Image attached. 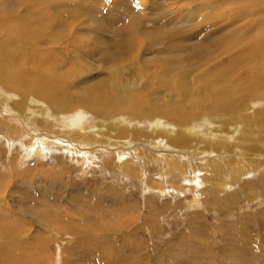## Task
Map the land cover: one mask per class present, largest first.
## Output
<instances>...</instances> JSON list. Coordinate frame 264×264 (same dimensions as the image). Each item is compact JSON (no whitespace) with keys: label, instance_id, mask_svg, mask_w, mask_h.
I'll use <instances>...</instances> for the list:
<instances>
[{"label":"rangeland","instance_id":"1","mask_svg":"<svg viewBox=\"0 0 264 264\" xmlns=\"http://www.w3.org/2000/svg\"><path fill=\"white\" fill-rule=\"evenodd\" d=\"M15 18L18 31L11 27ZM0 25V49L14 48V79L21 69L50 75L40 69L49 55L50 85L58 82L77 97L82 87L92 88L105 103L116 96L98 86L126 85L130 98L148 101L141 115L134 107H120L109 119L85 109L59 114L65 126L85 116L82 127L95 135L106 130L112 139L81 145L28 114L32 105L52 113L47 101L0 86V264H264V87L257 97L237 96L236 110L184 102L174 112L181 73L194 63L191 76L202 88L201 76L214 67L209 59L196 64L194 52L208 49L212 60L220 43L249 44L264 32V0H0ZM23 31L40 48L17 45ZM26 47L34 49L37 66L17 60ZM118 56L114 68L108 58ZM115 70L119 78H111ZM156 127L171 128L175 137L153 133ZM239 159L251 169L232 178Z\"/></svg>","mask_w":264,"mask_h":264},{"label":"bare ground","instance_id":"2","mask_svg":"<svg viewBox=\"0 0 264 264\" xmlns=\"http://www.w3.org/2000/svg\"><path fill=\"white\" fill-rule=\"evenodd\" d=\"M241 10V9H240ZM52 15V14H50ZM242 15V14H241ZM8 16V15H7ZM33 16V15H31ZM42 16V15H41ZM45 16V15H44ZM6 17V16H5ZM43 17V16H42ZM237 17V16H236ZM255 17V16H254ZM11 18V17H10ZM46 18V17H45ZM253 18V17H252ZM16 19V18H15ZM53 19V18H52ZM79 19V18H78ZM17 20V19H16ZM43 20V18H42ZM58 20V18H57ZM38 21V20H37ZM61 21V20H59ZM252 21V20H250ZM2 22V21H1ZM20 20H17L16 26H12L13 29L15 28L16 31H18L20 29V26H18L20 24ZM10 23V22H9ZM38 24V22H36ZM47 23V22H45ZM247 23V22H246ZM14 24V23H13ZM62 24V23H61ZM258 24V23H257ZM6 25V24H5ZM64 25V24H63ZM254 25H256V23H250V27L252 30H254ZM1 26V25H0ZM34 26V25H33ZM36 26V25H35ZM38 26V25H37ZM52 26V25H51ZM50 26V27H51ZM10 27V26H9ZM48 27V25H47ZM49 27V28H50ZM62 27V26H61ZM248 27V26H246ZM263 27V25H260V28ZM36 28V27H35ZM2 29H4V26L2 25ZM12 29V28H11ZM24 29V28H23ZM41 29V28H40ZM39 29V30H40ZM27 30V29H26ZM30 30V29H29ZM55 30V29H53ZM58 30V29H57ZM4 31V30H3ZM2 31V33H3ZM33 31V30H31ZM42 31V30H41ZM264 31V30H262ZM14 32V31H13ZM37 32V31H36ZM55 31H53L54 33ZM64 32V31H63ZM157 32V31H156ZM10 33V32H9ZM25 31H23L20 35V37L17 40V45L22 44L23 47L24 46H33V47H38L40 48L41 46V42L39 40H34L33 39V35L29 34V33H25ZM40 33V32H39ZM160 33V32H159ZM260 33V32H259ZM46 34V33H45ZM36 35V34H35ZM39 35V34H38ZM156 35V34H155ZM158 35V33H157ZM166 35V34H165ZM159 36V35H158ZM167 36V35H166ZM7 37V36H6ZM160 37V36H159ZM13 38V37H12ZM37 38V37H36ZM40 38V37H39ZM158 38V37H157ZM164 39V38H163ZM162 39V40H163ZM13 40V39H11ZM16 40V39H15ZM149 40V39H148ZM9 45L13 42L8 41ZM7 42V44H8ZM165 42V41H164ZM163 42V43H164ZM152 43V42H151ZM4 44V42H3ZM14 44V43H13ZM63 44V43H62ZM155 44V43H153ZM157 44V43H156ZM218 44V43H217ZM163 45V44H162ZM2 46V45H1ZM7 46V45H6ZM5 46V47H6ZM119 47V46H118ZM120 47L122 48V46L120 45ZM10 48V49H9ZM9 48H1L0 49V86L2 88V86L8 88H10L11 90L13 89L14 91H11L9 88V92L15 94V91L21 93V95L23 96H27L30 97L32 100H34V96L35 97H39L41 99H43L44 101H47V104H50L53 108L52 109V113L48 112L46 110V108H41L38 110H42V112H38L37 109H33L32 107H34L32 105L31 108H28V114L30 113H37V118L40 119L39 120V124H41L43 127H45L46 130L49 129H53V130H62L61 133H63L64 135L68 136L72 135V137L74 136L77 139H81L82 144L81 145H85L86 143L94 142L96 143V145L98 144H110L112 139L109 138L106 135V130H104V132H97L98 134H94L92 131H90V127H82L85 126L86 123H84L83 119H84V111H81L82 116H78V118H76V120L71 123V126H68L66 124L65 125H61L59 122H57V117L60 118L59 114H63V115H68L69 113L71 114L72 112L75 113V111H79L80 110H89L91 113H94L96 115V117L98 116L100 119H109V117L111 116L112 113L116 112V110L120 107H134L136 108V114L141 115L146 109L145 106L148 104L147 99L143 96V98H139V99H135L134 97L130 98L129 97V90L130 87H127L126 85L123 86H119V87H115V85L113 84H107V83H103L100 86L97 87V89L99 91H101L102 89L109 91V93L111 94L112 97L116 98L114 99V101H109L108 103H105L102 100L101 97V93H95L96 91L94 90V92L92 91V88H87V87H82L83 90L81 91V89L79 90V93L81 94L80 96H75L72 92L64 89L63 85H60V83L55 82L53 85L51 84V81H49L47 78V76H50L53 71L51 70L50 67L51 65H49L48 63H46V61L48 59H50L51 57H49V55L45 56V59L43 62V67H40V69L45 70L46 74H50L47 75L46 77L43 76V74H26V72L24 70L21 69V71H17V78L15 77V79L13 78V76H15L14 72L16 70H14L13 66L14 63L13 62V46H9ZM182 48V47H181ZM232 48V49H231ZM20 49V48H19ZM45 49V48H44ZM125 49V47H124ZM187 49V48H186ZM217 49L219 51L218 52V56L214 59L211 60V56H206V54L208 55V53H211L210 50L208 51V49H206V51H201L199 52H194L195 53V57L199 58L200 61H196V64L198 63H206V61L209 59L210 61H208L206 64L208 65L210 62H214V67L213 69H210L207 71L206 74H203L201 77V81L203 84L202 88L198 87V83L200 82L198 79L196 78H192L191 73L194 70V63H191V65L188 67L187 70L183 71L181 73V80H182V88H180L179 92H177V95H179L181 97V103L180 106L175 105V110L174 112H176V110H183L184 107H186L185 103L191 105L192 107L196 108V109H200V108H206V109H217V108H222V109H231L232 110H236L239 109L238 107V102H237V96H240L242 93L246 92V91H250L252 93H254V95L257 97L258 94L260 93V91L263 89L264 87V32L261 33V35L255 36L249 44H239V43H229V44H218L217 45ZM34 49H29L28 47H26L25 50V56H20L17 60L21 62L22 66H24L23 64L28 63L30 64V66H28L27 68H31L33 67V64L37 61V59H35L34 54H31V52ZM120 50V48H119ZM189 50V49H188ZM234 50V51H233ZM41 51V50H40ZM170 51V50H169ZM176 51V50H175ZM180 51V50H179ZM182 51V50H181ZM216 50H214L215 53ZM39 52V51H38ZM37 52V54H38ZM127 51H124V53L122 52L121 54H125ZM185 52H189L192 53L191 51H186ZM208 52V53H207ZM20 53V52H19ZM72 53V52H71ZM193 53V54H194ZM213 53V54H214ZM229 53V56H225L223 57L220 61H216L218 60L219 57L223 56L224 54ZM22 54V53H21ZM70 54V53H69ZM68 54V55H69ZM16 56V54H14ZM39 55V54H38ZM37 55V56H38ZM75 55V54H73ZM14 56V57H15ZM40 56V55H39ZM113 56V55H112ZM18 57V56H17ZM66 57V56H65ZM74 57V56H73ZM106 57V56H105ZM191 57V56H190ZM211 57V58H210ZM57 58V57H56ZM117 59H111L110 57L108 58L111 62V64L114 66V68H117L115 66V62L116 61H121L118 57H114ZM36 60L33 62V60ZM55 60V59H53ZM16 61V62H18ZM39 61V59H38ZM40 61V63H41ZM78 61V60H77ZM83 61V60H82ZM182 61V60H181ZM179 61V63L181 62ZM72 62V61H71ZM76 62V61H75ZM79 62V61H78ZM39 63V64H40ZM17 64V63H16ZM60 64V63H59ZM120 64V63H119ZM182 64V63H181ZM35 65L37 66V64L35 63ZM58 65V64H57ZM71 65V64H70ZM74 65V64H73ZM77 65V64H75ZM117 65V63H116ZM178 65V64H177ZM16 66V65H15ZM18 66V65H17ZM27 66V65H26ZM93 67H95L94 65H92ZM167 66V65H166ZM188 66V65H187ZM25 67V66H24ZM54 67H56L54 65ZM97 67V66H96ZM26 68V69H27ZM113 68V67H111ZM120 68V65L118 67V69ZM169 68V67H168ZM176 68V67H175ZM36 69V67H35ZM39 69V68H37ZM172 69V68H171ZM170 69V70H171ZM177 69V68H176ZM14 70V72H13ZM29 70V69H28ZM34 70V69H33ZM61 69L59 68V72ZM82 70L84 71V69L82 68ZM95 70V69H94ZM166 70V69H165ZM39 71V70H38ZM52 71V72H51ZM169 71V69H168ZM190 71V73H189ZM28 72V71H27ZM37 72V71H36ZM40 72V71H39ZM73 72V71H72ZM170 72V71H169ZM41 73V72H40ZM58 73V72H57ZM56 73V74H57ZM63 73V71L61 72ZM118 71L115 70L114 72L111 73V78H115L118 76ZM172 73V72H171ZM54 74V73H53ZM55 74V75H56ZM66 75H70L71 74V70L65 72ZM121 74V71H120ZM160 75V74H159ZM59 76H56V78ZM12 78L14 80H12ZM61 78V77H60ZM119 78V76H118ZM167 79V78H166ZM120 80V79H119ZM164 80V78H163ZM17 81V82H16ZM54 81V80H53ZM52 81V82H53ZM62 82H68L67 80H60ZM161 82V81H160ZM165 82V81H164ZM118 83V82H116ZM246 83H250V86L245 87ZM135 84V82H134ZM160 84V83H159ZM48 85L49 86H55L58 88H55L53 90H49L48 89ZM118 86V85H117ZM129 86V85H128ZM220 86H222V88H220ZM93 87V86H92ZM95 87V86H94ZM133 87V86H132ZM236 88V92H234L232 95L230 93V88ZM51 88V87H50ZM102 88V89H101ZM94 89V88H93ZM101 89V90H100ZM6 90V88H5ZM62 91V93H61ZM7 92V91H6ZM102 92V91H101ZM142 92V91H141ZM1 93V91H0ZM248 92H246L245 94H247ZM12 94V95H14ZM30 95H34V96H30ZM15 96L17 97L18 94H15ZM2 97V96H1ZM0 97V99H1ZM14 98V97H13ZM38 98V99H39ZM210 98V100L208 102H206L208 99ZM10 99V98H7ZM17 99V98H16ZM18 99L20 100L21 98L18 97ZM28 99V98H27ZM26 99V100H27ZM37 99V98H36ZM11 100V99H10ZM18 100V101H19ZM23 101V100H22ZM36 101V100H34ZM7 102V101H6ZM12 102V101H11ZM49 102V103H48ZM33 103V102H32ZM31 103V104H32ZM17 104V103H16ZM20 104V103H19ZM2 105V104H1ZM9 105V104H8ZM18 105V104H17ZM21 105V104H20ZM25 104H22V108ZM27 105V104H26ZM37 105V104H36ZM40 105V103H39ZM115 105V106H114ZM16 106V105H15ZM13 107V106H12ZM19 107V106H18ZM3 108V107H2ZM21 108V107H20ZM25 108V107H24ZM163 109H169V106H164ZM6 110V109H5ZM12 110V109H11ZM4 111V110H3ZM12 112V111H11ZM15 112V111H13ZM12 112V113H13ZM27 112V111H26ZM78 112V113H79ZM7 113V112H6ZM5 113V114H6ZM10 113V112H9ZM45 113V114H44ZM162 113H164L162 111ZM179 113V112H178ZM4 114V113H3ZM52 114V115H51ZM235 114V113H233ZM263 114V112H262ZM27 115V114H26ZM25 115V116H26ZM35 115V114H34ZM45 115V117H44ZM174 115V120L176 121L175 123H180V118ZM15 116V115H14ZM17 116V114H16ZM10 117V116H9ZM48 117V118H47ZM181 117H187L186 114H184ZM7 118V117H6ZM14 118V117H13ZM24 118V117H23ZM51 118H53L55 123H50L49 121L51 120ZM86 118V117H85ZM12 119V118H11ZM15 119V118H14ZM36 119V116L35 118ZM66 119V118H65ZM96 119V118H95ZM260 119H264V116H261ZM20 120V119H19ZM49 120V121H48ZM70 120V119H69ZM72 120V119H71ZM98 120V119H97ZM4 121V120H3ZM11 121V120H8ZM23 121V120H22ZM28 122V120H25ZM34 121V120H33ZM32 121V122H33ZM71 122V121H70ZM91 122V121H90ZM143 122V121H142ZM21 123V122H20ZM30 123V122H29ZM101 123V122H100ZM32 125V123H30ZM34 124V123H33ZM65 124V123H64ZM89 124V123H88ZM102 124V123H101ZM2 125V124H1ZM36 125V123H35ZM92 127V124H90ZM260 125V123H259ZM258 125V126H259ZM34 126V125H32ZM39 126V125H38ZM38 126H36L38 128ZM96 126V125H95ZM103 126V125H102ZM110 126V125H107ZM131 126V125H130ZM25 127V126H24ZM65 129H63V128ZM94 127V126H93ZM99 127V126H98ZM97 127V128H98ZM129 127V126H127ZM153 127V126H152ZM26 128V127H25ZM96 128V127H94ZM100 128V127H99ZM106 128V127H105ZM119 128V127H118ZM158 127H156L155 132L153 133H162V134H167L168 136L171 137H175L172 136V134L174 133L173 130H166L167 128H165V130H163L162 128L160 130L157 129ZM188 128V127H187ZM33 129V128H30ZM43 129V128H42ZM101 129V128H100ZM99 129V130H100ZM108 129V128H107ZM110 129V128H109ZM114 129V128H111ZM124 129V128H123ZM35 130V128L33 129ZM31 130V131H33ZM64 130H68V132H65ZM93 130V129H92ZM115 130V129H114ZM189 130V129H188ZM101 131V130H100ZM120 131V128H119ZM153 130H151L152 132ZM180 131V130H179ZM261 131V130H260ZM36 132V131H34ZM31 132V133H34ZM43 132V130L41 131ZM237 132V131H236ZM250 132V131H249ZM39 132H37L38 135ZM53 133V132H52ZM41 134V133H39ZM46 134V133H45ZM59 134V133H58ZM161 134V135H162ZM5 135V134H4ZM36 135V134H35ZM53 135V134H52ZM116 135V134H115ZM218 135V134H217ZM220 135V134H219ZM250 135V134H249ZM34 136V135H33ZM42 136V135H41ZM188 136V134H187ZM186 136V137H187ZM215 136V135H214ZM248 136V135H247ZM246 136V137H247ZM44 137V136H43ZM127 137V136H126ZM157 137V136H156ZM164 137V135H163ZM222 137V136H221ZM39 138V137H38ZM51 138V137H50ZM47 138V139H50ZM56 138V137H55ZM62 138V136H61ZM60 138V139H61ZM109 138V140H108ZM128 138V137H127ZM135 138V137H134ZM150 138V137H149ZM153 138V137H151ZM189 138H190V134H189ZM214 138V137H213ZM218 138V137H217ZM228 138V137H227ZM226 138V139H227ZM250 138V137H249ZM262 138V137H261ZM43 139V138H42ZM181 141L183 140V138H179ZM39 140V139H38ZM54 140V139H53ZM84 140H89V141H84ZM115 140V139H114ZM167 140V139H166ZM165 140V143H166ZM173 140V139H172ZM215 140V139H214ZM213 140V141H214ZM218 140V139H217ZM216 140V141H217ZM228 140V139H227ZM263 140V139H262ZM77 141V140H76ZM127 141V140H125ZM134 141V140H132ZM163 141V140H162ZM171 141V140H170ZM178 141V139H177ZM180 141V142H181ZM225 141V140H224ZM222 141V142H224ZM39 143H42L43 141H38ZM45 142V141H44ZM47 142V141H46ZM45 142V143H46ZM51 142V141H50ZM72 142V140H71ZM160 142V141H159ZM173 142V141H172ZM220 142V141H219ZM229 142V141H228ZM258 142V141H257ZM43 143V144H45ZM150 143V142H149ZM183 143V142H182ZM218 143V142H217ZM225 143V142H224ZM230 143V142H229ZM35 144V143H34ZM65 144V143H64ZM71 144V143H69ZM73 144V142H72ZM71 144V145H72ZM118 144V143H117ZM116 144V145H117ZM123 144V143H122ZM214 144V143H213ZM237 144V142H236ZM248 144V143H247ZM262 144V143H261ZM53 145V144H52ZM78 145V144H77ZM111 145V144H110ZM115 145V144H114ZM132 145V144H131ZM130 145V146H131ZM264 145V144H262ZM46 146V145H44ZM149 146V145H148ZM156 146V143H155ZM183 146V144L181 145ZM55 147V146H54ZM89 147V146H88ZM104 147V146H103ZM154 147V145H153ZM236 147V146H235ZM242 147V146H241ZM112 148V147H111ZM116 148V147H114ZM45 149V148H44ZM167 149V148H166ZM176 149V148H175ZM192 149V148H191ZM112 150V149H111ZM124 150V149H123ZM155 150V149H154ZM253 150V149H252ZM151 151V150H150ZM158 151V150H157ZM178 151V150H176ZM192 151V150H191ZM240 151V150H239ZM256 151V150H255ZM73 152V151H72ZM119 152V151H118ZM195 152V151H194ZM225 152V151H224ZM146 153V152H145ZM153 153V152H152ZM202 153V152H201ZM207 152L205 151V154ZM226 153V152H225ZM241 153V152H240ZM262 153V152H261ZM147 154V153H146ZM150 154V153H149ZM216 154V153H215ZM176 155V154H175ZM179 155V154H178ZM193 155V154H192ZM219 155V154H218ZM37 156V155H36ZM201 156V155H200ZM217 156V154H216ZM234 156V155H233ZM164 157V156H163ZM169 157V156H168ZM226 157V156H225ZM237 157V156H236ZM240 157V156H239ZM119 158V157H118ZM159 158V157H158ZM177 158V157H175ZM194 158V157H193ZM203 158V157H202ZM244 158V157H243ZM164 159V158H163ZM169 159V158H168ZM183 159V158H182ZM201 159V158H200ZM212 159V158H211ZM117 160V159H116ZM196 160V159H195ZM205 160V159H204ZM208 160V159H207ZM225 159H223L224 161ZM234 160V158L232 159ZM169 161V160H168ZM176 161V160H175ZM174 161V162H175ZM199 161V160H198ZM222 161V163H223ZM230 161V160H229ZM246 161V160H245ZM124 162V161H123ZM172 162V161H170ZM233 162V161H232ZM169 163V162H168ZM167 163V164H168ZM180 163V162H179ZM236 163V162H235ZM244 162L241 161V159H239V163L237 162L236 165H233V167L231 168V173L233 174L232 178H234V176H240V174L245 173L247 171V169H251V166L248 164V162L246 164H243ZM251 163V162H250ZM173 164V163H172ZM176 164V163H175ZM181 164V163H180ZM189 164V163H188ZM226 164V163H225ZM223 164V165H225ZM234 164V163H233ZM116 165V163H115ZM121 166V165H120ZM126 166H128L126 164V162L123 163V168L126 169ZM206 166V165H204ZM228 166V165H227ZM130 167V166H129ZM184 167V166H183ZM200 167V166H199ZM207 167V166H206ZM216 167V166H215ZM174 169V168H173ZM206 169V168H205ZM193 170V169H192ZM196 170V169H195ZM216 170V169H215ZM221 170V169H220ZM183 171V170H182ZM205 171V170H204ZM207 171V170H206ZM212 171V170H211ZM259 171V170H258ZM218 172V171H217ZM226 172V171H225ZM252 172V171H251ZM179 173V172H178ZM182 173V172H181ZM230 173V174H231ZM254 173V171H253ZM256 173V172H255ZM166 174V173H165ZM197 174V173H196ZM212 174V173H211ZM252 174V173H251ZM215 175V174H214ZM222 176V175H221ZM197 179V178H196ZM199 179V178H198ZM239 179V178H238ZM242 179V178H241ZM202 180V179H201ZM211 180V178H210ZM229 180V179H228ZM165 181V180H164ZM212 181V180H211ZM221 181V180H220ZM223 181V180H222ZM200 182V181H199ZM202 182V181H201ZM219 182V181H217ZM195 183V182H194ZM220 184V183H219ZM229 185V184H228ZM58 219V218H57ZM56 219V220H57ZM4 225V223H3ZM1 226V225H0ZM64 231V230H63ZM67 231V230H65ZM64 231V232H65ZM70 232V231H69ZM4 233V230H3ZM6 233V231H5ZM83 233V232H82ZM10 234V233H9ZM1 235V234H0ZM3 236V235H2ZM6 236V235H5ZM4 236V237H5ZM9 236V235H8ZM3 238V237H2ZM9 239V238H8Z\"/></svg>","mask_w":264,"mask_h":264}]
</instances>
